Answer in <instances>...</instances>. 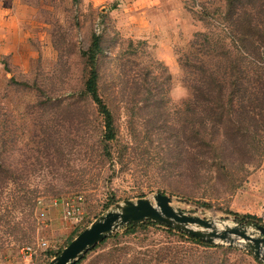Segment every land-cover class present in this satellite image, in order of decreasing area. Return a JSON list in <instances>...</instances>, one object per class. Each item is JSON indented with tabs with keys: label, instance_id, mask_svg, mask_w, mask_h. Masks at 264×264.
<instances>
[{
	"label": "rangeland",
	"instance_id": "1",
	"mask_svg": "<svg viewBox=\"0 0 264 264\" xmlns=\"http://www.w3.org/2000/svg\"><path fill=\"white\" fill-rule=\"evenodd\" d=\"M243 5L249 57L230 45L246 95L234 96L230 120L246 130L232 134L221 111L216 126L193 125L197 137L189 123L205 117L190 112V86L206 58L191 43L202 34L228 44L226 0H0V264H48L114 204L156 193L202 219L248 215L264 226V0ZM94 35L98 94L114 122L108 143L84 93L81 52ZM114 234L81 264H259L161 225Z\"/></svg>",
	"mask_w": 264,
	"mask_h": 264
},
{
	"label": "trees",
	"instance_id": "2",
	"mask_svg": "<svg viewBox=\"0 0 264 264\" xmlns=\"http://www.w3.org/2000/svg\"><path fill=\"white\" fill-rule=\"evenodd\" d=\"M235 2L239 4V9H237L235 6ZM246 8V7H245ZM236 10V11H234ZM225 27V31L227 30V37L229 39V42L227 45H224L221 43L219 46L213 45L209 40V35H200L198 36V39H195L192 41L191 44L200 46L201 51L205 54L204 58H206V61L199 60L197 64L194 65V69L196 71H199L201 76L199 79L195 80L192 85L190 86L192 97H194V104L192 106V110L190 109V112H194V109H201L203 115L205 118H201V120H197L195 122H190V129L191 133L196 135L198 137V131L193 127V125H207V122L212 125L216 126V114L218 112L224 111V113L227 116L226 122L230 124L231 126L235 127L236 129H232V134H240V132H243L245 127H243L242 123L234 124L230 120V116L234 112L233 108V100L234 96L236 94H240L242 99H244L243 96L246 95V90L244 88L243 83L239 79L240 76L243 77L244 71L243 69H239L238 66H236V60L232 57V50L231 45L237 47L239 49V44H241L242 48L239 50V56L242 58V60L245 59V56L247 55V58L249 57V50L246 47L250 40V31H251V20L249 17V11L244 9L243 0H226V7L224 12V18L222 19ZM230 31L235 34V39L237 41H234L230 37ZM258 39H262L261 32L258 33ZM199 38H202V40H199ZM238 45V46H237ZM256 55L259 56V48H256ZM101 52V37L94 35L92 37L91 43L86 51H82L81 55L85 60V64L87 66V76L84 83V93L94 103L98 115L102 119V123L104 126V141L111 142L115 139V130H114V122L113 117L111 115V112L107 105L103 102L101 97L98 94V71H97V65H96V58L98 54ZM203 56V55H201ZM232 56V57H231ZM245 62L242 61V64ZM182 67L189 68L190 66L188 64H182ZM228 70L231 71V74H234L235 76H230L229 78V90L231 91L229 98L225 101V104L220 102L221 95L223 94V90H225V82L223 81V76L230 73ZM201 95V96H200ZM200 96V98H199ZM215 96V97H213ZM264 102V98H262ZM261 99L256 98V101H260ZM243 100H241L242 102ZM201 106L199 105V103ZM246 112V108L239 107V116H242L243 112ZM247 113V112H246ZM211 125V126H212ZM105 150L107 151V148L105 147ZM236 222H245V224L252 225L257 224L260 225L259 220H257L255 217L243 215V216H235ZM156 226L157 224L148 221L142 224L138 225H128L123 227L122 229L125 232H134L138 227L141 226ZM167 231H172L173 229L166 228ZM178 232V231H177ZM182 237H186L191 243L201 245L204 248H211L213 247L212 244L201 242L193 237H190L188 235H185L181 232H178ZM115 234H112L108 238H106L102 243L98 244L94 249L89 251L85 257L77 262L76 264H81L83 260H85L86 256L94 251H96L99 246L103 243H105L109 238H112ZM72 241V240H71ZM70 243V242H69ZM68 243V244H69ZM227 250H236L235 248L228 247ZM60 253L57 252L53 257L58 255ZM240 254H246L259 263L260 261L254 257L253 255L246 253L245 251H239ZM174 264V263H170Z\"/></svg>",
	"mask_w": 264,
	"mask_h": 264
},
{
	"label": "water",
	"instance_id": "3",
	"mask_svg": "<svg viewBox=\"0 0 264 264\" xmlns=\"http://www.w3.org/2000/svg\"><path fill=\"white\" fill-rule=\"evenodd\" d=\"M151 221L208 244L240 248L264 263V226L245 222L202 219L171 206V198L161 193L152 200H125L93 220L48 264H76L106 238L128 225Z\"/></svg>",
	"mask_w": 264,
	"mask_h": 264
},
{
	"label": "built area",
	"instance_id": "4",
	"mask_svg": "<svg viewBox=\"0 0 264 264\" xmlns=\"http://www.w3.org/2000/svg\"><path fill=\"white\" fill-rule=\"evenodd\" d=\"M66 207H68V205ZM71 211H73V210L71 209ZM69 214H70V210H67V215H69ZM26 250L30 252L31 249L30 248H26Z\"/></svg>",
	"mask_w": 264,
	"mask_h": 264
}]
</instances>
